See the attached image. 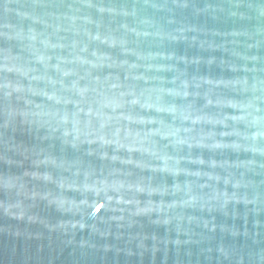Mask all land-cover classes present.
<instances>
[{"label": "water", "instance_id": "water-1", "mask_svg": "<svg viewBox=\"0 0 264 264\" xmlns=\"http://www.w3.org/2000/svg\"><path fill=\"white\" fill-rule=\"evenodd\" d=\"M0 264H264V0H0Z\"/></svg>", "mask_w": 264, "mask_h": 264}]
</instances>
